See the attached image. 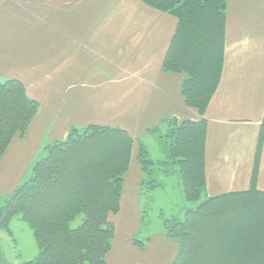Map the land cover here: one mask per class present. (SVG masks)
<instances>
[{"label": "crops", "instance_id": "1", "mask_svg": "<svg viewBox=\"0 0 264 264\" xmlns=\"http://www.w3.org/2000/svg\"><path fill=\"white\" fill-rule=\"evenodd\" d=\"M7 18L9 23L3 20ZM226 18L220 80L200 112L186 103L187 74L164 70L178 26L175 16L140 0H14L11 7L0 6L3 72L28 63H48V68L56 61L64 63L62 70L41 82L46 86L41 92L47 90L49 98L45 105L19 79L39 109L25 134L12 139L0 161L1 194L11 195L20 185L46 137L49 145L64 138L71 126L123 127L110 113L117 104H109L118 103L110 98L131 90L123 102L127 114L119 120H126V126H156L165 156L152 159L145 142L151 165L147 169L140 165L142 173L137 167L125 173L121 208L137 209L125 215V222L136 217L140 223V191L144 184L153 183L145 178L153 177L154 166L175 164L182 181L180 165L169 151L173 128L185 121L204 123L205 189L196 200L198 206L225 194L264 195V0H227ZM53 80L66 82L58 89ZM102 107L105 114L101 116ZM115 118L116 123L109 124ZM131 194L136 202L126 207ZM134 235L122 240L119 249L114 241L121 237H115L108 264H171L178 252L177 240L165 230L149 236L143 248L134 245Z\"/></svg>", "mask_w": 264, "mask_h": 264}, {"label": "trees", "instance_id": "2", "mask_svg": "<svg viewBox=\"0 0 264 264\" xmlns=\"http://www.w3.org/2000/svg\"><path fill=\"white\" fill-rule=\"evenodd\" d=\"M140 1L177 18L164 70L187 74L186 103L203 112L223 68L227 0ZM38 109L21 80H0V161L12 139L25 134ZM172 134L169 153L180 165L186 199L196 201L205 189L204 123L185 121ZM135 142L124 128L92 125L73 126L64 140L46 146L47 155L32 167L34 180L8 196L0 216L1 228L20 215L37 237L38 256L20 264H108L115 237L109 214L120 209ZM142 143L138 160L147 169L151 161ZM79 215L83 222L72 227ZM165 224L167 236L178 242L171 264H264L261 193L210 197L187 210L182 220ZM231 224L247 227L232 229ZM133 242L145 245L135 235ZM0 264H14L1 249Z\"/></svg>", "mask_w": 264, "mask_h": 264}, {"label": "rangeland", "instance_id": "3", "mask_svg": "<svg viewBox=\"0 0 264 264\" xmlns=\"http://www.w3.org/2000/svg\"><path fill=\"white\" fill-rule=\"evenodd\" d=\"M13 5H14V0H0V6L11 7ZM3 20L5 23L10 22L9 18L3 19ZM63 65H64L63 62L56 61L55 64L50 66V68H48L49 66L48 63H41V64L28 63V64H24L23 67L21 68H17V69L15 68L12 70L9 69V71L7 72H3L0 69V80L3 81V80L14 78V77L21 79L29 87L28 92L32 96H34L36 99H39L41 102H43V104L45 105L47 104L45 102H48L49 98L47 96L48 95L47 90L45 93L41 92V90L46 89V86L44 84H41V82L48 80L47 79L48 77H52L55 72L62 70ZM52 82L55 83L57 88L59 89L66 82V80H63V81L53 80ZM129 91L131 90H123V93L127 92V94L125 93L124 95H122L123 93H120L121 96H118L114 99L112 97L110 98L111 102H115V101L118 102V103L109 104V105L117 104V109L114 111H111L110 113L118 117V120L115 118V120L109 124L116 123L115 122L116 120L118 122H122L125 127L121 126V128H124L135 141L140 142L141 145L143 144L142 143L143 141L144 143L145 142L147 143L151 151L150 157L152 159L159 160L161 158H164L165 153L162 150L163 149L162 145L158 142L156 126L148 127V125H150L151 123H146L147 125L139 124L138 126H135V127L130 126V125L126 126V123H125L126 120H119L120 118H122V115L125 112L127 114L125 107H123V102L127 100L125 98L126 96L129 95ZM103 96L105 97V99L108 100V98L105 95ZM126 104H127L126 106L127 108L129 104L128 103ZM100 114L101 116L105 114V108L101 110ZM112 118L113 117H111V119ZM100 122H102V119L100 120ZM103 123H106V122L103 121ZM141 125H144V126H141ZM107 126L109 125H101L98 127H107ZM71 128H73V126L69 128V131L71 130ZM82 128L84 127L81 126V129ZM127 129L131 130V132L133 133H130L129 130ZM66 136L59 140H64ZM47 141H48V138L46 137V139L43 141V145L41 146V148L33 156L30 162V168L25 174V176L22 178L20 185L22 183L34 180L32 167L37 161L43 159L47 155V151L45 149L46 145L48 144ZM138 142L134 143L130 167H134V168L137 167V169H139V172L141 170V173H142V170L144 168L142 169L143 166L141 164H138L139 162L138 152H139V146H140V144L138 145ZM146 159H147V154H146ZM165 167L168 168L167 173L164 172ZM153 169H154L153 177L146 176L145 181L147 182L148 180V182H150V180H154L153 183L159 182L161 185L159 186L158 184L157 186L153 187L152 186L153 183L151 182L143 185V188L140 191V200H139V210H140V214L142 215L141 219L139 220L140 223L138 224V222H136L137 220L136 217H133L134 219L133 222L127 223L124 220L126 214L131 213V212H133L134 214L136 213V210H137L133 208L129 209L127 207L128 205L136 202V199L133 198L132 194H131L132 196L131 198L129 197L128 199L126 198L125 203H126L127 208L122 209L121 202H120L119 211L117 213L109 214V220L112 221L115 225V237L116 238L118 236L121 237L120 239L118 238L119 239L118 242L117 240L114 241L116 245L115 249H119L118 246H120L121 244L120 242L122 240L129 239V237L132 235L133 232H135V238L137 240H141L143 243H148L149 236H151L153 233H159L162 230H165V226H166L165 223L167 220H173V219L182 220L188 209H193L197 207L199 204V201H188L185 198L178 166L172 163H168L167 166H164V164H160V165L158 164L154 166ZM137 178L138 176L135 177L134 179L136 180ZM8 196L9 195H4V194H1L0 192V216L2 213V208L4 206L5 201H7ZM83 219H84L83 216L79 215L72 222V227H76L80 225L83 222ZM243 225L244 226L239 224L238 226H236L235 224H231L232 229L233 228L236 229L237 227L239 228L240 226L245 227V228L247 227L245 226L246 224H243ZM230 233L235 234L232 232ZM0 236L2 237L0 241L1 252L3 253L4 258L7 261H11V263H14V264L24 263L26 259H35L39 254V251H40L39 243L37 241V237L34 233V230L28 225L27 222L24 221V219L21 218L20 215L13 217L10 220L8 226L0 228ZM134 245L139 246L138 243H135ZM145 259H148V257L145 256ZM131 261L130 263L134 262V261L132 262ZM143 264H146V263H143Z\"/></svg>", "mask_w": 264, "mask_h": 264}]
</instances>
